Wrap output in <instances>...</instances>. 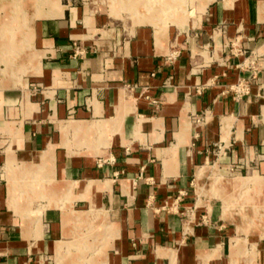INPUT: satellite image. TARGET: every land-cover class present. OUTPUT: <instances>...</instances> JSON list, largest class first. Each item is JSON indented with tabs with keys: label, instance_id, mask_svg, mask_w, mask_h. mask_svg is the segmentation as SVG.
I'll use <instances>...</instances> for the list:
<instances>
[{
	"label": "crops",
	"instance_id": "obj_1",
	"mask_svg": "<svg viewBox=\"0 0 264 264\" xmlns=\"http://www.w3.org/2000/svg\"><path fill=\"white\" fill-rule=\"evenodd\" d=\"M64 4L33 21L39 53L10 50L8 68L17 23L0 15V264H170L163 250L230 264L233 228L194 176L211 162L264 175V0H213L191 27L170 25L163 48L150 24ZM240 78L250 86L237 96ZM82 130L94 143L69 145ZM23 174L37 187L24 202L11 187ZM81 204L119 237L98 256L74 246Z\"/></svg>",
	"mask_w": 264,
	"mask_h": 264
},
{
	"label": "rangeland",
	"instance_id": "obj_2",
	"mask_svg": "<svg viewBox=\"0 0 264 264\" xmlns=\"http://www.w3.org/2000/svg\"><path fill=\"white\" fill-rule=\"evenodd\" d=\"M68 1L69 0H9L10 3H6L7 7H0V15L4 16L5 19L7 18L6 15L10 13L11 10L15 12L17 24L15 27H13L15 30L13 29L11 34L14 35V33H16L17 37L19 38L16 42L14 41V44L8 40H3V43L2 40L0 41L3 47L4 44L6 46V49H2L3 55L1 60L6 63L7 68L8 64L6 59L11 63L14 62V53H12L10 50L16 49L17 56L15 55V57L26 55L29 52L33 53L34 55L39 53L33 47V39L30 42V39L33 38V21L38 17L56 15L58 12L62 11V7H66L64 3H67ZM70 1H77L87 5L89 12H91L93 15L102 11L111 19L125 20L129 21L130 23L134 22L135 24H150L154 26L156 38H158L157 42L160 48H163L165 42L164 39L165 36H167L170 25L174 24L183 26L189 24L191 18L193 17L196 19V13L204 12L208 4L213 0ZM233 2L234 0H226V4L228 6L233 5ZM191 26L192 24L190 23L189 27ZM193 26L196 25L194 24ZM8 35L9 34L7 32V36ZM26 35L27 37H25ZM22 36L26 38L24 42L21 41L23 38ZM9 53H11L12 56H10ZM26 61H28V58L24 60V64L27 63ZM19 66L22 70L24 69L23 66ZM23 71L25 73L28 72L25 70ZM68 123H71V121ZM77 132L79 133L74 135V139H68L69 145H75L82 148L83 145L89 146L92 144L93 141H90L88 138V131L86 132L82 130ZM94 154L97 155L96 153ZM24 163L29 167L32 165L31 163H27L25 161L22 165L14 166L15 164L13 165V163L9 164L13 165L15 170H19L21 169L20 167L24 165ZM208 166L209 167L200 168L198 170L197 176H194L193 187L196 192V196L202 195L201 197L204 198L206 202H210L218 208V211L221 215V222L233 228L232 236L234 237L231 239L232 255L230 264H264V175L257 172L253 173L252 171L238 170L236 167L229 168L221 164L213 166L212 162L208 164ZM200 170L201 173L199 176ZM22 176V180L20 181L16 177L15 182H17L15 184L13 183L14 185H11V187L12 194H16L17 191H19V193L21 192L22 195L20 194L19 199L23 200L24 202L26 199H28L26 194L29 192V189L25 191V188L28 187L34 191L37 189V187L36 185H33L34 181L31 179L34 178L33 176L35 175H28L26 178H24V174ZM260 180L263 182L262 186L258 185L260 183L258 181ZM29 183L32 184L30 185ZM13 198H16L15 202L18 203L17 195H14ZM68 200L69 202L67 203H70L71 199ZM78 209L87 210L89 208L88 206H83L81 204ZM89 210H76L73 211V215L69 216H72V218L75 219V216L80 215L81 213L84 215L83 217H85L87 221L85 218H82L81 222L78 223V225L81 226L82 231L81 233L79 232L75 234L77 237L75 245L73 242H62L63 248L61 251H58L59 254L65 250L68 252V254H72L71 249L74 245L78 249H84L82 250L83 252L87 250L86 256H98L99 254L103 253L108 245L115 246L116 240L119 237L116 240L111 239L99 222L93 219V215L87 218ZM110 222L113 223L111 220ZM91 235H96L94 237V242H90L89 240ZM93 245H95V248ZM107 250H109V248ZM160 253L163 255H169L170 253H173L175 256L179 257L178 253L174 250H170L168 252L163 250L160 251ZM79 255L80 257L82 256L81 254ZM107 262L105 264H107ZM170 264H179V258L174 260V262L171 261Z\"/></svg>",
	"mask_w": 264,
	"mask_h": 264
},
{
	"label": "built area",
	"instance_id": "obj_3",
	"mask_svg": "<svg viewBox=\"0 0 264 264\" xmlns=\"http://www.w3.org/2000/svg\"><path fill=\"white\" fill-rule=\"evenodd\" d=\"M84 50L77 48V53H83ZM180 50H175L174 55L179 54ZM249 80L246 78H240L239 82L232 85V90L236 93L237 96L243 95L247 92H249Z\"/></svg>",
	"mask_w": 264,
	"mask_h": 264
},
{
	"label": "bare ground",
	"instance_id": "obj_4",
	"mask_svg": "<svg viewBox=\"0 0 264 264\" xmlns=\"http://www.w3.org/2000/svg\"><path fill=\"white\" fill-rule=\"evenodd\" d=\"M157 39H158V38H157ZM87 131H88V130H87ZM87 131H86V132H87ZM88 132H89V131H88ZM13 170H14V169H13ZM200 173H201V172H200ZM200 173H199V174H200ZM33 175H34V174H33ZM258 182H260V183L258 184L259 186H262V185H263V182H261V180L258 181ZM18 184H19V183H18ZM234 184H235V183H234ZM244 189H245V188H244ZM262 199H263V198H262ZM79 221H80V220H79ZM169 256L171 257V261H173V262H174V260H176L177 258H179V257L175 256L173 253H170Z\"/></svg>",
	"mask_w": 264,
	"mask_h": 264
}]
</instances>
